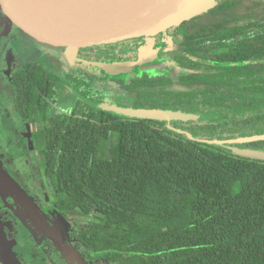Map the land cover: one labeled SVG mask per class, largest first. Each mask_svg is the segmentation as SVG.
I'll use <instances>...</instances> for the list:
<instances>
[{
	"label": "trees",
	"instance_id": "trees-1",
	"mask_svg": "<svg viewBox=\"0 0 264 264\" xmlns=\"http://www.w3.org/2000/svg\"><path fill=\"white\" fill-rule=\"evenodd\" d=\"M234 1L210 8L207 23L202 13L171 27L178 50L169 61L179 75L139 65L107 76L130 107L180 111L196 121L118 115L102 108L100 90L75 83L79 105L63 110L64 74L95 80L72 64L56 72L31 62L11 74L8 99L21 120L49 124L34 143L43 160L37 178L47 183L52 206L64 219L100 216L70 234L81 260L264 264V161L232 149L264 151V141H204L264 135V9L239 15Z\"/></svg>",
	"mask_w": 264,
	"mask_h": 264
},
{
	"label": "rangeland",
	"instance_id": "rangeland-1",
	"mask_svg": "<svg viewBox=\"0 0 264 264\" xmlns=\"http://www.w3.org/2000/svg\"><path fill=\"white\" fill-rule=\"evenodd\" d=\"M27 1V0H26ZM192 0H171L169 1L163 8L162 10L153 18L152 22L155 26L156 25H168L172 23H177L179 22L182 18L189 17L192 18L193 16L197 14H202L205 13L203 18L200 20L201 22L207 23L210 20H213L214 18L211 17L212 15L208 14V9L211 8V6L204 7L202 9L195 10L191 13L188 14H182V11L184 12V6L187 5ZM221 0H213V2H217L218 4ZM235 3H237L236 7L234 8L233 12L239 14V15H247V14H253L256 13L258 14L259 11L264 9V0H235ZM29 3V2H28ZM205 11V12H204ZM182 16V17H181ZM169 28L168 30H170ZM16 33V37H14L17 40H9L11 39V35ZM161 33V32H160ZM160 33L152 36H143V37H137V36H129L125 37L123 39L117 40L113 43L109 44H102L99 46L95 47H90V48H84L85 50H76V49H59V48H54V47H47L42 44H36L34 39L30 38L28 35L20 31L16 26H14L1 12H0V43H2V46L0 44V96L2 95V91H6L7 88V82L8 79L12 73V71L15 69V67L20 66L21 64H26L28 62V57L21 56V53L25 52L26 50L28 51V47L30 48L29 50H33L36 55L29 56L32 61L37 62L38 64H41L45 67L46 70L48 71H55L56 66L58 65L59 62V67L61 68L59 70H63L66 65H73L72 67L79 68L83 71H88V73H92L94 76H100L106 75V76H112L111 70L113 73H117V69L120 67L123 69L130 70L134 66H139L141 64H149L152 63L156 57L153 55V49L152 46L155 44V42L158 40L157 37L160 35ZM155 36V37H153ZM153 37V38H151ZM3 38V39H2ZM6 39V40H5ZM133 40L137 41V45H133ZM30 42V43H28ZM123 42H126L123 44ZM28 43V44H27ZM157 44V42H156ZM155 44V45H156ZM28 45V46H26ZM107 46H116V50H111L108 51L106 49ZM164 46V45H163ZM40 47V50L39 48ZM119 47H125V49L119 50ZM168 47V46H167ZM166 46H164V52L160 58L169 59L172 57L171 52H167L170 49H167ZM93 48H98L97 51H93L91 53H88L86 50H91ZM103 48V50H101ZM154 48H156L154 46ZM82 51V52H81ZM115 51H118L119 53H123L124 57L127 59H131L130 62L127 63H122L125 64L126 66H123L121 64H118L116 62H111L108 60V62H103L100 61V58H98L96 55H111L114 54ZM151 52V53H150ZM92 54V58H88V55ZM60 58H65L63 62L60 60ZM66 59L72 60L74 63L68 64L69 61ZM108 59V58H107ZM111 67V68H110ZM135 68V67H134ZM128 73L127 75H129ZM8 78V79H7ZM115 79V78H114ZM71 83H75L78 85H85V86H92L86 79H84L81 76H76L73 77L72 75H66L65 79L61 82L60 84V89H61V96H60V106L64 108L71 107L73 105H78V100L76 101V98L74 96V93L71 89ZM95 84L93 87L97 89H103V102L105 105L108 106H114V107H119V108H129L130 107V102L126 99V96L123 94L122 87L118 84H115V82H110L109 85H107V82H104L103 77L100 78L99 80H96L94 82ZM107 85V88L105 86ZM112 85V86H110ZM2 106H4L3 103H1ZM7 106V105H6ZM5 110V114L7 115V119L14 121L16 128L19 129L20 131H23L26 135L30 133V128L27 124H23L19 122V118L13 114L12 107L7 106ZM66 110V109H64ZM8 120V122H9ZM16 123H20L22 126H18ZM10 127H14L13 124L10 125ZM14 128V130H17ZM32 129V128H31ZM33 130V129H32ZM30 150V149H28ZM28 150H25L23 154H27ZM20 152L19 150H16L13 152L11 159L16 160V162H8L6 163L5 160L0 161V173L2 174H7L8 179L11 180L13 185L16 187L17 190H19L27 199H29V202L33 204L38 210L44 211L41 206L38 205V202L34 198H30L29 196V191L26 187V183L23 180L22 181V176L24 175L23 173H27L28 175H34L36 178L41 174V168L43 167L42 164V158L39 156L36 159H26L29 160L23 163V160H19L20 157ZM38 163L37 166H31L28 165V162L32 163ZM21 162V163H20ZM20 163V164H19ZM25 165V166H24ZM20 175V176H19ZM43 185L47 186L46 182L42 180ZM0 188H3L6 193L9 195V197L15 199L18 198L22 203L21 205H17V207L22 211V214L26 213V215H29L31 219L29 221H26V215L24 219H20L21 216H14L15 218L11 220L9 224V228L7 229V226H4L6 229L3 228V233L6 235V232H8V235L10 236H16L14 239L17 241L16 243L19 244L16 245L13 243V240H8L9 244L8 249H6L7 256L10 255L12 257V264H69V256L67 254V251H65V247L63 244L60 242L55 243L54 249L55 251L50 248L49 240L52 238L55 241H57L54 236H52L49 231L45 230L46 223L40 219V217L29 207L26 201L21 199L13 189L9 188L6 186L3 182L0 181ZM31 187L35 185L34 181L31 182ZM49 189V187H48ZM37 187H34V192L36 193ZM48 197H50L49 194H47ZM33 197H37L36 195H33ZM14 208V206H12ZM47 209V208H45ZM50 210V209H49ZM1 211V210H0ZM42 213V212H41ZM52 214H55L54 216ZM21 215V214H20ZM46 215L52 220L51 223L56 224L55 222H58L57 220L60 221V216L57 215V211H54L52 209L49 211ZM3 219V217H1ZM100 216L95 214L93 216H84L80 212H74L73 214L70 215V218L63 223L62 225L58 226V229L63 236V239L71 244V238H70V232H72L73 229L75 228H81L83 226H86L90 222H94L95 220H99ZM39 225V227L33 228L32 225ZM5 225V223H4ZM18 225H24V229L28 230L31 232L30 237L32 236L33 240V246L31 250H29L31 243L29 239L23 238L20 234L19 231H15L16 227ZM44 226V227H43ZM23 229V230H24ZM47 229V228H46ZM51 232V231H50ZM68 233V234H67ZM29 241V243H28ZM4 241L0 239V246L2 247L1 244H3ZM25 243V244H24ZM16 245V246H15ZM25 246L28 248L27 252L31 253V257L34 258L32 262L26 255L25 251L22 253H18L17 251H20V249L25 248ZM3 248V247H2ZM71 250L73 251L74 255H77L76 249L73 248L72 245H70ZM33 252V253H32ZM47 252V253H46ZM46 253V255H45ZM59 253V254H58ZM20 254V255H17ZM58 254V255H57ZM60 256V257H59ZM1 261L4 264H8L7 257L2 255L0 256ZM7 260V261H6ZM78 261V260H77ZM76 262V261H75ZM84 264H88L84 260ZM78 264H83L82 262L78 261ZM101 264V263H97Z\"/></svg>",
	"mask_w": 264,
	"mask_h": 264
},
{
	"label": "water",
	"instance_id": "water-1",
	"mask_svg": "<svg viewBox=\"0 0 264 264\" xmlns=\"http://www.w3.org/2000/svg\"><path fill=\"white\" fill-rule=\"evenodd\" d=\"M67 1L69 0H0V12L20 31L34 39L36 42L54 48L76 50L113 43L117 40L133 35L137 37L156 35L160 32H166L169 28L176 26L185 20H189V17L184 16V18L175 24L172 23L168 25L155 26L151 23L153 18L171 0H102V2H99L100 4L98 5L96 11L89 16V20L92 21V17L96 18L104 16L105 21L101 24L93 27L85 25L78 27L77 29L69 28L62 30L53 28L48 24V22L59 20L68 16L63 13V6ZM216 3L217 2H213V0H192L184 6V12L182 11L180 15H186L207 6H211L212 8L216 5ZM74 15L80 18L85 16L83 14ZM168 43L173 44L171 37H168ZM167 67L168 64L164 63L153 64L144 67V69L163 70ZM111 73H113L112 70ZM181 90H185V88H181ZM104 109L118 115L134 119L167 122H189L199 119V116L197 115L183 113L180 111L175 112L161 109L119 108L114 106H105ZM204 141L209 144L218 145L246 144L264 141V135L243 137L226 141ZM232 149L239 156L264 161V151L238 148ZM0 181L9 188L13 189L21 199L27 202L33 211L38 213L36 207L29 202L27 197L16 189L5 174L0 173ZM55 233L59 235L57 232ZM59 238L62 241V238ZM65 251H67L70 262L72 264H76L75 256L71 248L69 246H65Z\"/></svg>",
	"mask_w": 264,
	"mask_h": 264
},
{
	"label": "flooded vegetation",
	"instance_id": "flooded-vegetation-1",
	"mask_svg": "<svg viewBox=\"0 0 264 264\" xmlns=\"http://www.w3.org/2000/svg\"><path fill=\"white\" fill-rule=\"evenodd\" d=\"M14 37H16V33L13 35H11V39H8L7 40V42L9 41V40H17V39H15ZM153 37H155V36H153ZM153 37H151V38H153ZM168 37H171L172 38V41H173V44H169L168 43ZM1 38V37H0ZM3 39V38H2ZM157 44H156V42H155V44L152 46V49H153V51H151V52H153V55L156 57V59L152 62V63H149V64H141L140 65V67L142 68V69H144V67H147V66H150V65H153V64H164V63H167L168 64V67L166 68L169 72H171L172 74H174V75H179L180 74V71L172 64V62H171V60L170 61H168L167 59H164V58H159V56H161L160 54H163V53H165L164 52V46H168L167 47V49H170L169 51H167V52H171V53H174V52H176L177 50H178V48H177V46H176V41H175V39L172 37V35H171V33H170V30L167 32H162V33H160V35L157 37ZM6 40V39H5ZM28 43H30V42H28ZM27 43V44H28ZM34 43H36V44H41V43H38V42H34ZM124 43V42H123ZM1 44V46H2V43H0ZM42 45H44V44H42ZM164 45V46H163ZM26 46H28V45H26ZM45 46H47V45H45ZM154 46L156 47V48H154ZM47 47H50V46H47ZM113 47V48H112ZM39 48V50H40V47H38ZM107 48L108 49H106V50H108V51H111V50H116L117 49V47L116 46H107ZM30 48L28 47V51L26 50L24 53L22 52L21 53V56H26V57H28V62L26 63V64H21L20 66H18V67H15V69L12 71V73L15 71V70H17V69H19V68H24L25 67V65H27L28 63H37V62H35V61H32L31 59H30V57L29 56H31V54H32V56H34V55H36V53H34L33 52V50H29ZM119 50H122V49H125V47H119L118 48ZM98 50V48H93V49H91V50H86V51H88V53H91V52H93V51H97ZM101 50H103V48H101ZM150 52V53H151ZM26 53L29 55H26ZM120 55V56H123L124 57V55H123V53H119L118 51H115L114 52V54H111V55H108V56H112V55ZM98 58H100V61H103L104 59H105V57H106V55H96ZM88 57H90V58H92V54H89L88 55ZM126 58V57H125ZM108 60H110V59H106L105 61H103V62H108ZM38 64V63H37ZM41 65V64H40ZM43 66V65H42ZM137 66V65H136ZM135 66V67H136ZM138 67V66H137ZM58 68H59V62H58V65L56 66V72H57V70H58ZM134 68V67H133ZM166 69H163V71H167ZM132 69H130V70H127L128 72H130ZM152 71H156V70H152ZM158 71H161V70H158ZM11 73V74H12ZM66 75H69V74H64V78H63V80L65 79V77H66ZM70 75H72V74H70ZM130 76H131V74H129ZM73 77H76L75 75H72ZM95 77V80H94V82H96V80H99L100 78H102L103 77V80H104V82H107L108 84L107 85H109V83L111 82V78L109 79V77H107L105 74L104 75H102V77H100V76H94ZM127 77H129L128 75H127ZM10 78H11V75H10V77H9V79H8V82L10 81ZM62 80V81H63ZM61 81V82H62ZM8 82H7V88H6V91H2V95L0 96V161H3V160H5V162L6 163H8V162H10V161H12V162H16V160H13V159H11V156H12V154H13V152L14 151H16V150H19V152H20V159L19 160H23V163L24 162H26L27 163V161H29V160H26V159H32V158H34V159H36L37 157H39V155H38V150H39V148L37 147V146H35V143H34V136H35V133L36 132H38V131H41L42 129H44V128H46V127H48V123H39V124H30L29 122H25V121H22L21 120V118L18 116V114L16 113V111H15V109H14V106H13V104H12V102H10V100L8 99V93H9V90H8ZM61 84V83H60ZM60 84H59V86H58V90H59V105H60V96H61V89H60ZM72 84V83H71ZM95 83H93V84H91L92 86L94 85ZM107 85L105 86V88H107ZM111 86V85H110ZM98 90H100V89H98ZM103 90H104V88L103 89H101L100 91L101 92H103ZM75 96V95H74ZM76 98V97H75ZM76 101H77V98H76ZM1 103H3L4 104V106H2L1 105ZM10 106V107H12V110H13V114H15V116L16 117H18L19 118V122H21V123H23V124H27L28 126H29V128H30V133H28L27 135L23 132V131H20L19 129H17L16 128V125H15V123H14V121L12 122V120H9V119H7V115L5 114L6 112H5V110L4 109H6L7 108V106ZM79 105V104H78ZM78 105H73V106H71V107H68V108H64V109H69V108H75V107H78ZM102 106V108L104 109V107L105 106H108V105H105V103L103 102V105H101ZM61 107V106H60ZM129 108H132V107H129ZM61 109H63L62 107H61ZM63 109V110H64ZM104 110H106V109H104ZM106 111H108V110H106ZM111 112V111H110ZM8 120H9V122H8ZM11 124H13L14 125V127H10V125ZM18 126H22L20 123H16ZM14 128H16L17 130H14ZM33 130H32V129ZM24 139H27V143H23V144H21L22 142H23V140ZM21 144V145H20ZM28 149H30V150H28ZM25 150H28V152H27V154L25 153V155L23 154V152L25 151ZM21 163V162H20ZM19 163V164H20ZM28 165H33V166H37L38 167V163H34V161H32V163H30V162H28ZM25 166V165H24ZM43 171V167L41 168V172ZM24 175H21L22 176V181L24 180L25 181V183H26V187H27V189H28V191H29V196H30V198L32 197V198H34V199H36V201L38 202V205L39 206H41L42 208H43V210L44 211H39L38 210V208H36L37 209V211H38V213H36L35 211V213L40 217V219H42V221H44L45 223H46V225L48 226V227H46L45 228V230H47V231H49V233L52 235V236H54V238H56L57 239V241H55L54 239H50L49 240V243L48 244H50V248H52L54 251H55V249H54V245H55V243H57V242H60L61 244H63V246L65 247L66 245L68 246L69 245V247H70V245H72L73 246V238L71 237V235H70V240H71V244H69L68 242H66L64 239H63V236L61 235V233H60V231H59V229H58V226H60V225H62L63 223H65L69 218H70V215L71 214H69L68 215V217L66 218V219H64V218H62L61 217V215H60V212L57 210V208L55 207V206H52V204H51V202H52V200H53V197L50 195V193H49V191H50V189H48V187L47 186H45V185H43V183H42V179L40 180V179H38V178H36L35 176H32V175H28L26 172L25 173H23ZM8 175H6V177H7ZM20 176V175H19ZM10 180V179H9ZM11 181V180H10ZM32 181H34V183H35V185L33 186V187H31V182ZM47 184V183H46ZM1 186V185H0ZM34 187H37V191H36V193L33 191L34 190ZM4 188V187H3ZM3 188H0V239H2L3 241H4V243L3 244H1L2 245V247L0 246V254H2V255H4V256H6L7 257V260L9 261L8 262V264H12V257H10V255L9 256H7V253H6V249H8L7 247H8V245L9 244H11V243H9V241L8 240H13V243L14 244H16V245H18L19 244V242H18V244L16 243L17 241L14 239L16 236H10V235H8V232H6V235H4V233H3V228L4 229H6L4 226H7V229L9 228V224H10V222H11V220L12 219H14L15 217L14 216H21V218L20 219H24V217H25V215H26V213L24 214H22V211H20V209L17 207V205H21V201L18 199V198H15V199H13V198H11V197H9V195L6 193V191L3 189ZM47 194H49L50 195V197H48V195ZM33 195H36L37 197H33ZM12 206H14V208H12ZM45 208H47V209H45ZM50 209V210H49ZM52 209H54V211H57V215L58 216H60V221L59 220H57L58 222H55L56 224H53V223H51V221L53 220H51L49 217H48V215H46L49 211H51ZM21 214V215H20ZM53 216L55 215V214H52ZM85 216V215H84ZM1 217H3V219L1 218ZM31 219V217L29 216V215H26V221H29ZM25 220V219H24ZM54 221V220H53ZM4 223H5V225H4ZM33 226V228H35V227H39V228H41L39 225H37V224H35V225H32ZM44 227V226H43ZM7 229H6V231H7ZM24 225H18L17 227H16V230L15 231H19L20 232V234H21V236L23 237V238H26V239H29V241L31 242V243H29V241H28V245H30V249L29 250H31V248L32 247H34L33 246V240H31L32 239V236L30 237V235H31V232L30 231H28V230H26V229H24ZM55 230V231H54ZM51 231V232H50ZM73 231V230H72ZM55 232H57L59 235H57ZM68 234V233H67ZM70 234H71V232H70ZM59 237H61L62 238V241L60 240V238ZM63 242V243H62ZM25 244V243H24ZM66 244V245H65ZM15 245V246H16ZM73 248H74V246H73ZM28 250V248L25 246V248H23V249H20V251H17L18 253H22L23 251H25L26 252V254H23V255H26L27 257H28V259H30V261L32 262V260H34V258L33 257H31V253H29V252H27V250ZM9 250V249H8ZM32 251V250H31ZM77 252V251H76ZM33 253V252H32ZM47 253V252H46ZM46 253H45V255H46ZM59 254V253H58ZM57 254V255H58ZM17 255H20V254H17ZM60 257V256H59ZM75 261H76V264H78L77 262L78 261H80V262H82V260H81V258L80 257H78L77 255H75ZM6 260V261H7ZM78 260V261H77ZM35 261V260H34ZM68 261H70V259L68 260ZM33 263V262H32ZM39 264H41V263H39ZM69 264H72L71 262L69 263ZM83 264H84V261H83Z\"/></svg>",
	"mask_w": 264,
	"mask_h": 264
},
{
	"label": "bare ground",
	"instance_id": "bare-ground-1",
	"mask_svg": "<svg viewBox=\"0 0 264 264\" xmlns=\"http://www.w3.org/2000/svg\"><path fill=\"white\" fill-rule=\"evenodd\" d=\"M102 0H69L63 6V13L65 15L64 18L59 20H54L52 22H48L50 26L57 29H77L78 27H82L85 25L88 26H97L104 22L105 17H92V20H89L90 14L94 13ZM77 15H85L83 18L75 16ZM92 16V15H91ZM75 17V18H74ZM1 90V89H0ZM8 178V177H7Z\"/></svg>",
	"mask_w": 264,
	"mask_h": 264
},
{
	"label": "built area",
	"instance_id": "built-area-1",
	"mask_svg": "<svg viewBox=\"0 0 264 264\" xmlns=\"http://www.w3.org/2000/svg\"><path fill=\"white\" fill-rule=\"evenodd\" d=\"M0 264H4V263L1 261V259H0Z\"/></svg>",
	"mask_w": 264,
	"mask_h": 264
},
{
	"label": "crops",
	"instance_id": "crops-1",
	"mask_svg": "<svg viewBox=\"0 0 264 264\" xmlns=\"http://www.w3.org/2000/svg\"><path fill=\"white\" fill-rule=\"evenodd\" d=\"M5 175H7V174L5 173ZM0 256H1V254H0Z\"/></svg>",
	"mask_w": 264,
	"mask_h": 264
}]
</instances>
